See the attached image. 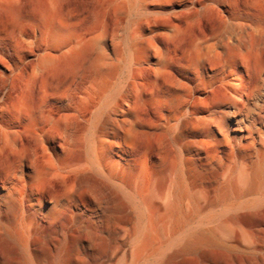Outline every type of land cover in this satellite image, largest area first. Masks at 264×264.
Instances as JSON below:
<instances>
[{"label": "bare ground", "instance_id": "bare-ground-1", "mask_svg": "<svg viewBox=\"0 0 264 264\" xmlns=\"http://www.w3.org/2000/svg\"><path fill=\"white\" fill-rule=\"evenodd\" d=\"M0 23V264H264V0Z\"/></svg>", "mask_w": 264, "mask_h": 264}, {"label": "rangeland", "instance_id": "rangeland-1", "mask_svg": "<svg viewBox=\"0 0 264 264\" xmlns=\"http://www.w3.org/2000/svg\"><path fill=\"white\" fill-rule=\"evenodd\" d=\"M3 28V25H2V23H0V29H2Z\"/></svg>", "mask_w": 264, "mask_h": 264}]
</instances>
